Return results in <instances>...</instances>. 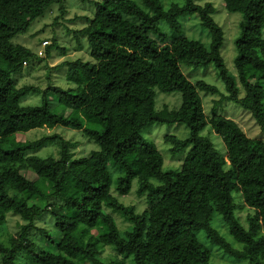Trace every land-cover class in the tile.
I'll use <instances>...</instances> for the list:
<instances>
[{"label": "clouds", "instance_id": "clouds-1", "mask_svg": "<svg viewBox=\"0 0 264 264\" xmlns=\"http://www.w3.org/2000/svg\"><path fill=\"white\" fill-rule=\"evenodd\" d=\"M0 264H264V0H0Z\"/></svg>", "mask_w": 264, "mask_h": 264}, {"label": "trees", "instance_id": "trees-1", "mask_svg": "<svg viewBox=\"0 0 264 264\" xmlns=\"http://www.w3.org/2000/svg\"><path fill=\"white\" fill-rule=\"evenodd\" d=\"M55 254V253H54Z\"/></svg>", "mask_w": 264, "mask_h": 264}]
</instances>
